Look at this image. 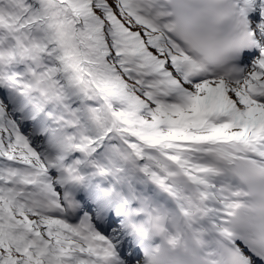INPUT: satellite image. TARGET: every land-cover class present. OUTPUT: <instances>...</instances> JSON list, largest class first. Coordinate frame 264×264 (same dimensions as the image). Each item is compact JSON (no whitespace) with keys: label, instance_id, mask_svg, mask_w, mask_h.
I'll return each mask as SVG.
<instances>
[{"label":"snow or ice","instance_id":"obj_1","mask_svg":"<svg viewBox=\"0 0 264 264\" xmlns=\"http://www.w3.org/2000/svg\"><path fill=\"white\" fill-rule=\"evenodd\" d=\"M0 264H264V0H0Z\"/></svg>","mask_w":264,"mask_h":264}]
</instances>
